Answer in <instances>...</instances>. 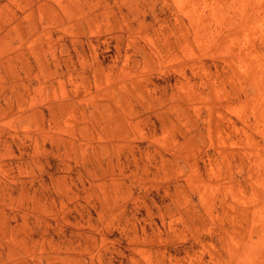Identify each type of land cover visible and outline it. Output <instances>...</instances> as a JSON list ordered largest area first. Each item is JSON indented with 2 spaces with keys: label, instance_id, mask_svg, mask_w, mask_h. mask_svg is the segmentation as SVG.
<instances>
[{
  "label": "rangeland",
  "instance_id": "obj_1",
  "mask_svg": "<svg viewBox=\"0 0 264 264\" xmlns=\"http://www.w3.org/2000/svg\"><path fill=\"white\" fill-rule=\"evenodd\" d=\"M0 264H264V0H0Z\"/></svg>",
  "mask_w": 264,
  "mask_h": 264
}]
</instances>
